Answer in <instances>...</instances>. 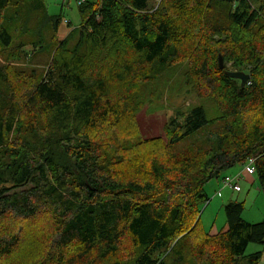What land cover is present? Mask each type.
Listing matches in <instances>:
<instances>
[{
  "label": "trees",
  "instance_id": "16d2710c",
  "mask_svg": "<svg viewBox=\"0 0 264 264\" xmlns=\"http://www.w3.org/2000/svg\"><path fill=\"white\" fill-rule=\"evenodd\" d=\"M45 1L0 0V264H259L245 251L264 223L243 221L242 202L224 205V231L199 223L205 186L250 159L264 196V0H75L62 41ZM41 52L47 71L16 67ZM178 69L212 110L177 111L164 144H130L126 177L112 168L125 149L110 157L91 134L131 129L135 94Z\"/></svg>",
  "mask_w": 264,
  "mask_h": 264
},
{
  "label": "rangeland",
  "instance_id": "374dc122",
  "mask_svg": "<svg viewBox=\"0 0 264 264\" xmlns=\"http://www.w3.org/2000/svg\"><path fill=\"white\" fill-rule=\"evenodd\" d=\"M160 0H149V7H157ZM46 13L49 16H57L61 19L57 38L62 41L68 37L72 30L78 29L81 18L79 16L78 7L75 0H46ZM76 35L69 43L72 48L76 42ZM27 53H31L30 48L25 49ZM25 62L17 64L16 67L22 72L29 70L47 71L49 56L45 53L30 54L25 58ZM225 66V65H224ZM230 69V64L226 65ZM183 69L170 72L163 76L158 82L147 85L135 94L134 100L139 103L137 110L133 116V127L127 129L123 121L114 119L108 121L106 128L92 133L94 140L109 149L110 157L121 154L126 160L122 165L115 168L118 171H124V175L128 177L130 159L138 149L128 150L135 143L142 140L162 139L165 142L164 127L168 121L176 115V112H187L196 106H203L210 112L211 104L198 100L195 95L187 90L184 80L180 78ZM106 129V130H105ZM158 150V149H157ZM241 174L239 186L240 192H231L229 189L223 188L222 180L224 177H237ZM205 192L210 198L209 204L201 210L199 228L207 234H217L226 229V217L223 210L225 204L229 201L242 202L244 210L242 212V220L250 224L264 223V196L259 190L258 182L252 175L243 172V166L236 165L220 175L218 179L210 181L205 186ZM220 192V196L218 193ZM29 227V226H28ZM31 228V227H30ZM38 248V245L36 246ZM261 253L259 264H264V244H249L246 248L245 255Z\"/></svg>",
  "mask_w": 264,
  "mask_h": 264
},
{
  "label": "built area",
  "instance_id": "2783aa9c",
  "mask_svg": "<svg viewBox=\"0 0 264 264\" xmlns=\"http://www.w3.org/2000/svg\"><path fill=\"white\" fill-rule=\"evenodd\" d=\"M243 172H245L246 174L248 175H253L255 173V167H254V160L253 159H250L244 166H243ZM239 178H240V175H238L237 177H229V176H226L223 178L222 180V185H223V188L225 189H229L233 192H240V186H239ZM219 195L217 196H220V192L218 193Z\"/></svg>",
  "mask_w": 264,
  "mask_h": 264
},
{
  "label": "water",
  "instance_id": "95a60500",
  "mask_svg": "<svg viewBox=\"0 0 264 264\" xmlns=\"http://www.w3.org/2000/svg\"><path fill=\"white\" fill-rule=\"evenodd\" d=\"M218 62H219V68L221 70L224 69V64H223L222 57L219 56ZM225 75L228 76L231 79H235V80L240 81V87L241 88L245 87L246 83L249 80V75H247V74H245L243 72H229V71H225Z\"/></svg>",
  "mask_w": 264,
  "mask_h": 264
},
{
  "label": "crops",
  "instance_id": "0c3cea01",
  "mask_svg": "<svg viewBox=\"0 0 264 264\" xmlns=\"http://www.w3.org/2000/svg\"><path fill=\"white\" fill-rule=\"evenodd\" d=\"M240 175V178H239V180L241 179V174H239ZM241 189V188H240ZM232 192V191H231ZM236 193V192H235ZM219 197V196H218Z\"/></svg>",
  "mask_w": 264,
  "mask_h": 264
}]
</instances>
